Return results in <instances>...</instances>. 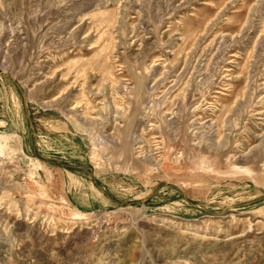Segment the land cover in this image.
I'll return each instance as SVG.
<instances>
[{
  "label": "rangeland",
  "instance_id": "1",
  "mask_svg": "<svg viewBox=\"0 0 264 264\" xmlns=\"http://www.w3.org/2000/svg\"><path fill=\"white\" fill-rule=\"evenodd\" d=\"M0 135V264H264V0H0Z\"/></svg>",
  "mask_w": 264,
  "mask_h": 264
},
{
  "label": "bare ground",
  "instance_id": "2",
  "mask_svg": "<svg viewBox=\"0 0 264 264\" xmlns=\"http://www.w3.org/2000/svg\"><path fill=\"white\" fill-rule=\"evenodd\" d=\"M130 125H131V124H130ZM2 138H5V136L0 135V140H1Z\"/></svg>",
  "mask_w": 264,
  "mask_h": 264
}]
</instances>
